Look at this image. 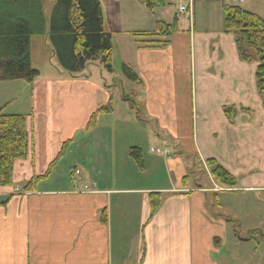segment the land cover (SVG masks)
<instances>
[{"label": "crops", "instance_id": "crops-1", "mask_svg": "<svg viewBox=\"0 0 264 264\" xmlns=\"http://www.w3.org/2000/svg\"><path fill=\"white\" fill-rule=\"evenodd\" d=\"M99 1L113 38L114 73L93 63L69 74L52 47L56 73L36 69L34 83L19 81L26 95L18 108L5 112L17 100L0 102L5 115L27 118L29 137L12 186L0 188V264H264L249 252L254 236L233 232L235 224L252 231L253 216L260 218L256 226L264 224V94L256 63L242 61L235 36L225 32L229 5L165 0L151 12L138 0ZM185 2L194 7L195 26L196 13L207 12L196 39L189 19L167 44L146 47L135 37L156 22L181 20ZM243 9L264 20V0H244ZM211 16L221 38L210 46L214 56L197 58L202 102L192 104L198 121L191 126L178 70L188 32L203 52ZM116 63L142 81L130 83L131 95L115 75ZM124 97L136 102L139 115ZM111 102L109 113L98 114ZM153 141L162 145L160 155L150 150ZM210 160L236 178L235 188L203 171L193 175L200 165L210 171ZM246 194L256 201L253 215L232 207Z\"/></svg>", "mask_w": 264, "mask_h": 264}, {"label": "trees", "instance_id": "trees-1", "mask_svg": "<svg viewBox=\"0 0 264 264\" xmlns=\"http://www.w3.org/2000/svg\"><path fill=\"white\" fill-rule=\"evenodd\" d=\"M138 1L151 12L165 6V0ZM225 16V32L235 36L240 59L258 62V90L264 94V20L240 5L227 6ZM180 31V20L176 19L171 25L156 22L147 32L136 33L135 37L146 47H155L167 44V40ZM48 32L54 54L65 72L80 74L91 64L99 63L104 71L114 73L113 38L105 30L99 0H56L50 23L43 0H0V82L25 81L31 84L40 77V72L32 65L31 39ZM244 45L255 50L257 59L246 53ZM122 71L131 82L141 84L140 77L130 66L124 64ZM128 98L124 97V100L130 108L137 109L136 102ZM3 110L0 105V188H7L13 184L16 162L28 157L29 137L27 118L5 115ZM111 110L112 102L98 114ZM139 111L137 109L138 115ZM95 123L96 116L90 126ZM130 155L140 161V151L133 149ZM207 164L219 183L236 187V178L219 163L210 160Z\"/></svg>", "mask_w": 264, "mask_h": 264}, {"label": "rangeland", "instance_id": "rangeland-1", "mask_svg": "<svg viewBox=\"0 0 264 264\" xmlns=\"http://www.w3.org/2000/svg\"><path fill=\"white\" fill-rule=\"evenodd\" d=\"M55 2H56V0H43L44 10H45L46 15H47L49 20H51ZM211 3H213V2H211ZM184 5L188 6L187 2H185ZM198 5H199L198 7H202L204 4H198ZM240 6L242 8H244V4H242ZM213 7H215V6H213ZM192 12H193L192 30L194 32L193 36H195V39H196L197 33H199L200 30L203 28L202 25L199 23V21H201V22L207 21V12H206V10L202 9L200 17H199L198 12L196 13V21H195L196 26L194 25V7L192 8ZM204 15H206V16H204ZM182 17L183 18H181L180 22L182 21V24H185L187 27H189L188 16L183 15ZM214 18L215 17L211 16L210 20H208L210 22V24L212 25V27H213V25H214V27H213V29L210 28V30L207 28L209 30V34L207 35V40H206L207 43L205 44V47L202 49L203 52L200 49V45L198 43V40L196 43H193L191 41L192 36H190L192 34H190V32H188V34H187L188 35L187 45H186L185 50H184V64H183L184 68L181 69L179 67V70H178L179 73L181 74V79L179 80V86L182 87V89L184 91L185 103H186L187 107L189 108V110H191V118H190V125L191 126H192L193 121L194 122L198 121V115L197 114H194V116L192 115V104L195 103L196 105L197 104L199 105L202 102V96H201L200 88H199V78H198V75L195 73V72H197V68H198L197 58L201 57L202 55H204L206 57H208L209 55L214 56L213 51L210 50V46L211 45L213 46L214 42L218 41L221 38V37L220 38L218 37V33L215 31L216 30V28H215L216 22L213 20ZM46 41L48 42V45L50 48L46 45ZM116 43H117V39H116L115 45H116ZM221 43H222V41H221ZM52 47L53 46H52L50 36L45 35L42 37H37L32 41V51H33L32 63H33V67L35 69L39 70L40 72H42V74H47L48 72L49 73H56L55 67L58 65L57 64L58 62H57V60H53L52 62L50 60V57H51L50 49ZM221 47H222V52H223L222 55H225V57L229 61V57L226 53L227 51L224 48L223 43L221 44ZM244 48L246 50V53L249 56H252L253 58L257 59L255 50L250 49L247 45H244ZM210 52H212V53H210ZM215 54H217V52H215ZM254 62L256 63V66H257L258 62L257 61H254ZM122 67H123L122 65H118L116 63L115 75H118V76H121L124 78L125 82L128 83L126 94L131 95L132 91L129 89V86H130V83H132V82L123 75ZM95 71H98V70L95 69ZM18 83H22V82H19V81L0 82V102L2 104H6V103L11 102L14 99L17 100L16 102H13L11 104V106L8 108V110L5 112H9L11 110L18 108L20 101L24 99V97L21 98V94L24 91V87ZM24 92H25L24 95H26V91H24ZM252 103L255 106L257 105L256 101H254ZM251 136L256 138V132L254 130H253ZM169 140L171 141V139H169ZM155 141H153L151 143L150 150H154L153 151L154 153L160 155L161 151H163V147L159 142H155ZM255 144L257 145V143H255ZM207 166L208 165H206V167ZM199 171H203V172L207 173V177H209V178H210L209 174L213 176L212 172L208 171L207 169H204L203 165H200L196 169V171H194L195 173L193 175L194 176L198 175V177H200L199 175H201V173L198 174ZM259 171H261L260 168H259ZM213 178L216 179L214 176H213ZM255 178H256V176H255ZM258 178H260V176H258ZM216 181H217V179H216ZM232 207H234L233 208L234 211L247 209L248 210L247 214H251V215H253V213H256L257 208H258L256 206L255 199L253 200L252 196L247 195V194L242 196V199L239 200L238 202H233ZM244 214H246V213H244ZM257 219H258V217L253 216L252 221L250 223H248V226H251V227L254 226L252 228V231H249V229L244 230L242 228H241L242 230H240V226L238 224H235L233 232L236 233V231H237V232H240V234L242 233L245 236L252 234L254 236V239L252 240L253 247L249 248V252L250 251L252 253L255 252L257 257L264 258V224H260V225L256 226V224H257L256 220Z\"/></svg>", "mask_w": 264, "mask_h": 264}, {"label": "built area", "instance_id": "built-area-1", "mask_svg": "<svg viewBox=\"0 0 264 264\" xmlns=\"http://www.w3.org/2000/svg\"><path fill=\"white\" fill-rule=\"evenodd\" d=\"M192 2V1H191ZM224 2L227 4V5H242L244 4V0H224ZM192 4V3H191ZM191 4L190 6H184L182 5L180 7V13L185 15V16H188V19H189V22H190V25H191V28H192V23H193V12H192V7H191ZM73 173L79 175L80 174V171H75V170H72Z\"/></svg>", "mask_w": 264, "mask_h": 264}]
</instances>
